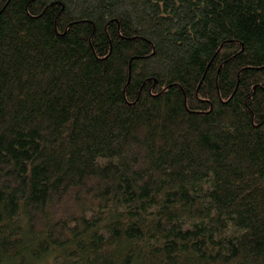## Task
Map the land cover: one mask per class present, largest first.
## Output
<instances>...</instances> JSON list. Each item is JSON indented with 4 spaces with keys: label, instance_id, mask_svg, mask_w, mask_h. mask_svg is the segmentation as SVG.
I'll use <instances>...</instances> for the list:
<instances>
[{
    "label": "trees",
    "instance_id": "16d2710c",
    "mask_svg": "<svg viewBox=\"0 0 264 264\" xmlns=\"http://www.w3.org/2000/svg\"><path fill=\"white\" fill-rule=\"evenodd\" d=\"M264 264V0H0V264Z\"/></svg>",
    "mask_w": 264,
    "mask_h": 264
},
{
    "label": "rangeland",
    "instance_id": "374dc122",
    "mask_svg": "<svg viewBox=\"0 0 264 264\" xmlns=\"http://www.w3.org/2000/svg\"><path fill=\"white\" fill-rule=\"evenodd\" d=\"M33 264H52L51 262H49L48 260L46 261H39V262H35Z\"/></svg>",
    "mask_w": 264,
    "mask_h": 264
}]
</instances>
